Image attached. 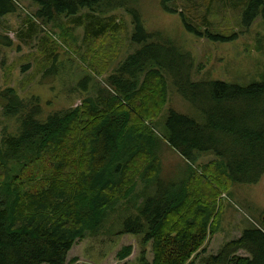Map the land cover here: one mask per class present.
Listing matches in <instances>:
<instances>
[{
  "label": "trees",
  "instance_id": "trees-1",
  "mask_svg": "<svg viewBox=\"0 0 264 264\" xmlns=\"http://www.w3.org/2000/svg\"><path fill=\"white\" fill-rule=\"evenodd\" d=\"M15 1L0 0V18L16 12ZM29 1L39 8L38 19L65 18L64 25L83 29L82 49L92 60L91 71L98 76L110 72L128 34L124 22L106 15L111 1L103 8L100 0ZM162 7L179 15L189 33L212 42L237 39L216 26L219 11L228 7L241 9L243 28L260 16L264 20V0H162ZM130 14L135 25L130 41L139 48L105 83L92 72L85 75L80 87L87 95L80 106L40 121L38 97L24 100L15 89L1 91L4 115L17 118L19 130L0 132V264H68L74 245L98 232L126 191L140 186L154 188V195L124 218L120 232L152 243L153 260L143 252L138 264H197L209 237L219 230L222 194L264 178V83L193 81L191 55L162 32L147 31L135 8ZM11 44L0 34V46ZM167 76L202 121L169 111L164 139L190 169L182 181L166 184L153 121L168 103ZM207 153L216 159L194 168ZM42 164L47 170L39 179ZM132 253L126 246L117 258L125 261ZM201 262L264 264V216Z\"/></svg>",
  "mask_w": 264,
  "mask_h": 264
},
{
  "label": "rangeland",
  "instance_id": "rangeland-1",
  "mask_svg": "<svg viewBox=\"0 0 264 264\" xmlns=\"http://www.w3.org/2000/svg\"><path fill=\"white\" fill-rule=\"evenodd\" d=\"M106 1L100 0V8L105 6ZM109 1L112 6L106 15L116 16L119 22H124L128 34L119 59L110 72L101 76L91 71L92 60L86 57V50L82 49L83 29L73 30L64 25L65 18L53 22L38 19L36 13L39 8L29 0H16V12L0 18V34L12 41L10 47L0 46V132L15 135L19 130L17 118L4 115L6 101L2 99L1 91L7 88L15 89L24 100L38 97L43 111L39 119L45 121L53 113L67 112L82 104L87 93H83L80 80L85 75L92 72L94 79L105 83L119 64L139 48L130 41L135 32L131 8L139 12L147 31L162 32L191 55L195 64L193 81H223L241 86L264 83V20L261 16L246 29L240 26V8L231 10L228 7L219 11L216 26L222 31L237 34L235 41L220 43L189 33L179 15L163 9L162 0ZM50 54L51 59L47 61ZM200 65L203 71L197 72ZM167 78L168 103L153 121L154 131L161 139V180L166 184L182 181L190 169V164L164 139L167 136L164 123L169 111L174 110L202 121L201 114L178 94L172 78ZM214 159V154H204L193 167L197 169ZM39 167H44L39 175V179H42L47 168L44 164ZM154 192V188L145 189L142 186L129 188L118 202L119 209L109 213L102 228L74 245L68 255V264H138L143 252L151 262V242L144 245L141 235L120 232L124 218L135 212L144 198L154 195ZM220 211L219 230L209 237L205 251L199 253L197 264H202L204 257L219 254L227 243L241 237L244 230L260 223L264 216V178L258 184L235 185L229 192L223 193ZM126 246H132L133 253L125 261H119L117 255ZM239 255L248 256L243 251Z\"/></svg>",
  "mask_w": 264,
  "mask_h": 264
}]
</instances>
